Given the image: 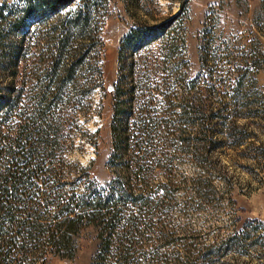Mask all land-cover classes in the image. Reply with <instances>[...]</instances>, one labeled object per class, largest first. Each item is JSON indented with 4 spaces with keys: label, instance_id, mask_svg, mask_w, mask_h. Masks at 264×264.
I'll list each match as a JSON object with an SVG mask.
<instances>
[{
    "label": "rangeland",
    "instance_id": "1",
    "mask_svg": "<svg viewBox=\"0 0 264 264\" xmlns=\"http://www.w3.org/2000/svg\"><path fill=\"white\" fill-rule=\"evenodd\" d=\"M20 2L0 0V9ZM105 10L89 108L75 116L58 150L56 168L66 189L81 190L88 181L106 188L122 176L135 187L134 177L109 165L119 45L133 28L168 23L178 55L165 67L181 58L178 78L184 88L173 90L187 96L193 109L183 102L185 110L166 112L161 96L152 95L150 117L164 114L175 123L168 130L173 134L157 138L153 156L144 162L146 192L158 203L153 216L143 219L142 226L151 228L140 238L139 250L154 251L149 264H264V0H108ZM164 44L159 40L138 52L130 71L140 74L147 63L150 78L160 83L159 70L157 77L152 72L164 59ZM169 75L170 86L177 72L172 68ZM210 115L211 133L205 134ZM209 138L218 145H207ZM238 233L240 248L228 242ZM75 244L72 259L49 255L48 264H89L98 245L96 231L84 228Z\"/></svg>",
    "mask_w": 264,
    "mask_h": 264
},
{
    "label": "trees",
    "instance_id": "2",
    "mask_svg": "<svg viewBox=\"0 0 264 264\" xmlns=\"http://www.w3.org/2000/svg\"><path fill=\"white\" fill-rule=\"evenodd\" d=\"M72 2L21 0L0 9V76L11 77L8 82L0 79V264H48L49 255L72 259L75 237L87 227L96 231L98 241L89 264H149L154 251L139 249L140 238L151 227L142 222L153 216L158 201L146 192L144 162L153 156L157 138L164 141L173 134L175 123L164 114L158 120L150 117L152 95L161 96L166 112L193 109L187 96L173 90L183 85L178 78L181 58L165 67L178 55L168 23L133 28L122 38L112 93L109 165L134 177L135 187L122 176L106 188L88 181L81 190H67L56 168L58 150L75 116L89 108L99 73L100 18L108 0ZM159 40L165 42L166 53L152 72L153 77L157 70L161 73L157 83L147 63L141 64L140 74L130 68L137 66L133 56ZM172 68L177 79L169 86ZM195 82L187 83L189 90ZM211 119L205 134L211 133ZM206 143L218 145L210 138ZM239 234L229 244L240 248Z\"/></svg>",
    "mask_w": 264,
    "mask_h": 264
}]
</instances>
